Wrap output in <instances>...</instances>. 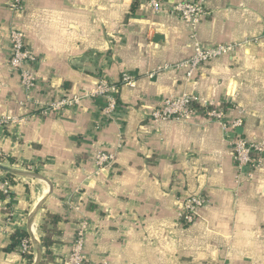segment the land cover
Masks as SVG:
<instances>
[{
	"label": "crops",
	"instance_id": "obj_1",
	"mask_svg": "<svg viewBox=\"0 0 264 264\" xmlns=\"http://www.w3.org/2000/svg\"><path fill=\"white\" fill-rule=\"evenodd\" d=\"M160 1L166 9L194 0ZM8 4L0 0V165L45 177L53 192L27 234V219L48 187L0 171V183L10 184L8 194L0 190V264H23L19 244L6 250L17 230L41 251L44 211L60 216L52 264L68 254L81 221L90 226L89 264H264V158L237 177L219 124L199 115L185 122L149 116L164 98L194 94L232 106L228 119L243 121L237 133L264 140V0H204L194 37L147 0H24L19 13ZM13 28L37 58L31 101L90 92L104 78L118 88L113 121L90 134L101 98L48 117L36 105H20L27 95L9 67ZM196 42L240 47L191 78L167 69L188 59ZM124 72L136 77L134 87L121 84ZM99 151L115 158L96 173ZM192 194L207 203L184 225L178 200Z\"/></svg>",
	"mask_w": 264,
	"mask_h": 264
},
{
	"label": "built area",
	"instance_id": "obj_2",
	"mask_svg": "<svg viewBox=\"0 0 264 264\" xmlns=\"http://www.w3.org/2000/svg\"><path fill=\"white\" fill-rule=\"evenodd\" d=\"M147 4L156 13L165 12L189 26L194 32L193 37L195 36L196 26L206 14L204 0L177 2L166 9L163 8L160 0H147ZM8 7L13 13H19L24 9V0H9ZM8 41L10 49L9 67L11 71L18 74L20 85L27 95L26 99L20 102V105L24 107L28 104L36 105L38 106V115L48 117L51 115H62L63 112L79 106L83 99L101 98L104 100V106L96 119H94L90 134L95 136L105 124L113 121L118 111L116 98L118 88L114 83L104 78L99 79L95 89L90 92H83L80 95H60L58 98L43 105L31 101L30 94L38 86V80L35 74L37 58L25 45V36L20 30L11 29ZM239 47L240 44L238 43L204 47L199 42H196L193 45V53L188 59L182 63L167 66V69H184L186 71V77L191 78L203 64L232 55ZM120 82L128 87H134L136 77L128 72H124L121 75ZM195 104L206 109L205 115L201 117L221 126L223 138L227 141L233 154L237 177L245 170L250 173L261 166L264 158V140L248 141L240 136L237 130L242 126V119L235 118L229 120L227 113L232 109H228V107H225L220 102L204 101L194 94L168 97L162 99L149 113V116L153 122L162 120L189 121L199 115L193 107ZM0 123L2 122L0 121ZM114 158L113 153L99 151L94 157L96 173H101L108 169L114 161ZM1 159H3L2 155H0ZM9 187L10 184L7 181L0 183V190L4 194H8ZM178 202L179 221L184 225H190L197 219L198 211L207 203V199L203 195L192 194L184 196ZM89 229L90 226L86 221L77 223L69 252L62 259L61 264H89V260L84 253L85 235ZM18 249L21 254L30 255L29 240H23L19 244ZM102 264H106V262L103 260Z\"/></svg>",
	"mask_w": 264,
	"mask_h": 264
},
{
	"label": "trees",
	"instance_id": "obj_3",
	"mask_svg": "<svg viewBox=\"0 0 264 264\" xmlns=\"http://www.w3.org/2000/svg\"><path fill=\"white\" fill-rule=\"evenodd\" d=\"M225 107L227 105L223 104ZM195 111L200 115L204 116L206 109L195 104ZM231 109L232 106H227ZM9 174H4V178H11ZM60 221V216L58 214H52L48 211L42 213V223L40 225V249H41V261L40 264H52L53 255L51 248L56 243V238L60 236V231L57 229V224ZM26 239V233L22 230L15 231L11 236V244L6 248L7 251L13 250L18 244ZM23 258V264H31V255L21 254Z\"/></svg>",
	"mask_w": 264,
	"mask_h": 264
},
{
	"label": "water",
	"instance_id": "obj_4",
	"mask_svg": "<svg viewBox=\"0 0 264 264\" xmlns=\"http://www.w3.org/2000/svg\"><path fill=\"white\" fill-rule=\"evenodd\" d=\"M0 171H2L4 173H7L9 175H12V176L26 178L28 180L34 181L35 183L38 182L37 184L40 185V186L41 185L42 186L43 185H47V187H48V191H47L46 195L36 205V207L30 213V215H29V217L27 219L26 233L29 234L31 226L33 225V222L35 221V218L37 217V215L42 210V208L45 205V202L47 201V199L50 198L51 195H52L53 190H52L51 183L45 177H43V176H41L39 174L33 173V172H29V171L11 169V168L5 167L3 165H0ZM29 245H30V250H31L32 256H34L33 264H40L41 251L38 249V251L35 252V248L33 246V243L30 240H29Z\"/></svg>",
	"mask_w": 264,
	"mask_h": 264
},
{
	"label": "rangeland",
	"instance_id": "obj_5",
	"mask_svg": "<svg viewBox=\"0 0 264 264\" xmlns=\"http://www.w3.org/2000/svg\"><path fill=\"white\" fill-rule=\"evenodd\" d=\"M36 183H38V182H36Z\"/></svg>",
	"mask_w": 264,
	"mask_h": 264
}]
</instances>
